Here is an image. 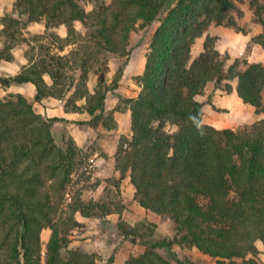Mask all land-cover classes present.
Segmentation results:
<instances>
[{
    "label": "trees",
    "instance_id": "1",
    "mask_svg": "<svg viewBox=\"0 0 264 264\" xmlns=\"http://www.w3.org/2000/svg\"><path fill=\"white\" fill-rule=\"evenodd\" d=\"M236 2L13 0L12 10L0 17V59L12 61V49L26 43L27 64L14 75H0V84L31 83L35 95L0 98V264H99L95 253L69 245L79 224L75 214H120L124 207L119 199L112 208L83 201L80 192L65 201L82 150L70 136L56 134V123L66 119L35 111L34 102L45 97L64 100L68 112L86 113L78 124L91 128L113 129L114 113L121 107L130 111L131 135L119 139L114 154L117 180L128 174L134 201L169 219L174 236L150 235L141 242L144 251L123 264H204L180 259L173 245L194 247L215 264H259L264 118L240 129H217L202 122V104L195 98L208 82L227 93L234 82L242 102L264 113V63L236 57L227 65L229 55L208 35L201 51L192 54L195 40L211 24L245 32ZM249 7L264 26V0H249ZM42 19L44 33L33 35V45L23 30ZM154 22L144 70L136 77L139 93L107 108V93L117 87L127 59L117 65L110 86L102 81L104 68L112 57L128 56L132 32ZM60 25L64 36L54 31ZM252 40L264 49V33ZM94 68L99 74L90 89ZM44 228L50 235L42 259ZM112 262L113 255L107 264Z\"/></svg>",
    "mask_w": 264,
    "mask_h": 264
},
{
    "label": "rangeland",
    "instance_id": "2",
    "mask_svg": "<svg viewBox=\"0 0 264 264\" xmlns=\"http://www.w3.org/2000/svg\"><path fill=\"white\" fill-rule=\"evenodd\" d=\"M107 3L110 0H105ZM236 5L242 10L243 15L240 18L239 26L245 30L236 31L233 27L211 24L208 36L214 37V46H216L217 40L222 43L229 40H235L234 36L238 35L250 36L251 40L247 42L243 55L239 57H250V62L264 63V49L252 39L258 34L264 33V26L255 20L252 9L249 7V0H236ZM86 6V9H89ZM77 29H81L79 22L75 23ZM157 25L154 22L151 25L138 28L136 31L130 34L129 39V54L132 49L137 48L138 51L147 50L152 32ZM65 33V27L60 28ZM44 20L32 23L24 28L23 33L29 39L30 43L34 45L32 39L33 35L44 33ZM55 32L60 33L58 28L54 29ZM203 34L202 37L195 40L192 46V54L196 55L202 49L203 42L207 35ZM16 56H23L25 58V51L28 46L26 43H20L14 47ZM128 56L124 57H112L106 67L104 68V74L102 81L105 85L110 86L111 81L115 75L116 67L120 63L124 62ZM15 60V58L13 59ZM233 58L229 56L227 65L232 62ZM16 62V61H15ZM18 63H12L7 68L6 72L16 69ZM98 71L96 68L89 72V78L87 85L92 89L97 81ZM115 89V88H114ZM113 89V90H114ZM112 90L107 93L105 106L107 102L111 101L110 96ZM14 94L12 88L7 89L0 87V98L7 96L8 94ZM81 103V102H79ZM107 107V106H106ZM124 108V107H121ZM77 115V114H76ZM84 116L77 115L76 118L67 120V122L56 123L57 133L63 132L65 135L70 136L77 147L82 150L78 157V166L71 175V180L67 186V195L65 201H70V196L75 192H80V197L83 201L94 200L101 204H104L110 208L113 207V202L120 200L123 209L120 214L110 213L105 216H101L100 213L90 217L81 216L79 213L75 214L79 224L70 232V247L83 248L88 252L95 253L99 264H107V259L113 255V262L117 258L123 263L130 255H138L144 251V246L141 245L143 240L151 239L150 235H161L171 239L174 236L173 224L169 219L161 218L153 212H144L143 208L136 203L132 208H126L123 200L127 202L128 195L130 196V189L127 191L125 186L129 184V176H126L118 181V173L115 170L114 154L116 150H112L113 144L112 137L105 136L102 130L105 128L96 127L91 128L85 125L78 124V121L86 118ZM245 124H241L234 129H240ZM114 129V128H113ZM121 137H125L123 134L116 136V148L118 141ZM111 138V139H110ZM104 141V145H102ZM111 143V144H110ZM109 144V145H108ZM109 146V147H108ZM111 147V148H110ZM111 149V150H110ZM96 153L97 156L94 157ZM89 163L93 164V167H89ZM128 176V177H127ZM126 178L127 184L124 183ZM118 185V186H117ZM131 189H134L130 184ZM123 191V193H121ZM127 193V194H126ZM129 193V194H128ZM126 209V210H125ZM147 211V210H146ZM148 213V214H147ZM118 225H123V229H119ZM50 235V230L44 228L41 232L42 240V259L44 255L45 245ZM258 253L256 255L257 262L264 264V241L256 242ZM172 250L176 252L180 259L189 258L191 260H198L204 264H215L214 259L202 254L196 248H186L178 245H173ZM156 251L162 255H166V252L162 248H157ZM112 264V263H111Z\"/></svg>",
    "mask_w": 264,
    "mask_h": 264
},
{
    "label": "crops",
    "instance_id": "3",
    "mask_svg": "<svg viewBox=\"0 0 264 264\" xmlns=\"http://www.w3.org/2000/svg\"><path fill=\"white\" fill-rule=\"evenodd\" d=\"M12 6L13 0H0V17L3 16L5 12L11 11ZM62 26L63 25H60L58 27V29L60 30V33L58 34L64 36L66 31L65 33H63V31L60 29L62 28ZM210 26L209 28H211ZM1 28L2 25H0V29ZM204 34L212 35L211 33H209V29H207ZM234 38L235 40L227 39L223 43L220 40H217L215 48L220 52H227V54L232 58H236L239 57V55L245 54V47L247 45V42L251 40V37L249 35H238L236 33ZM1 45L2 42L0 37V47ZM13 49L12 53L15 60L5 61L3 59H0V75H14L24 65L27 64L26 58H24L23 56H16ZM147 50L145 49L142 51H138L137 48L132 49V52L130 53V55H128L126 63L124 64L123 73L120 79L118 80V85L114 90H112L110 94L112 99L111 101L107 102V108H114L118 103L119 97L133 98L137 96L141 87L137 82L136 77L139 76L144 70L145 55ZM244 58H246L248 61L251 60L249 56ZM12 63H18L16 69L10 72H6L7 68L11 66L10 64ZM46 80L49 82V79L47 77ZM232 85V91L227 93L223 89L215 87L214 82H208L204 87L202 94L196 95V100L202 104L203 123L211 125L217 129H234L235 127H238L241 124H250L260 118H264V113L258 114L255 112L254 107L242 102V100L236 94L235 83L232 82ZM0 87H5L7 89L12 88L15 93L23 94L30 100H33L35 95V87L31 83L10 86H3L0 84ZM107 97L109 98V95ZM33 106L37 113H40L43 116L47 117L56 116L62 117L66 120H70L72 118H76L77 115H85L84 112L79 113L66 111L64 106V100L55 99L52 97H45L40 102H34ZM114 118L116 121V127L114 129H105L102 131L106 132V135L104 134L103 136V140L105 136H110L112 137V139L114 138L112 140V143H114L112 150L115 151L117 143L115 137L120 136L121 134H123L125 137H130L131 135V120L129 109L127 107L121 108L120 110L114 113ZM101 144L104 145V141H102ZM124 183L127 184L126 178L124 179ZM127 185L128 186L125 187L127 191L130 189V196L128 195L127 202L125 199L123 200V202L126 208H132L136 205V202L133 199V190L130 187V183ZM121 193H123V191ZM140 208L142 207L140 206ZM143 210L144 212H150L149 210L146 211V209L144 208ZM112 264H123V260L120 261L116 258L114 262H112Z\"/></svg>",
    "mask_w": 264,
    "mask_h": 264
},
{
    "label": "built area",
    "instance_id": "4",
    "mask_svg": "<svg viewBox=\"0 0 264 264\" xmlns=\"http://www.w3.org/2000/svg\"><path fill=\"white\" fill-rule=\"evenodd\" d=\"M97 156L96 153L94 154V157ZM89 167L92 168L93 167V164L92 163H89Z\"/></svg>",
    "mask_w": 264,
    "mask_h": 264
}]
</instances>
